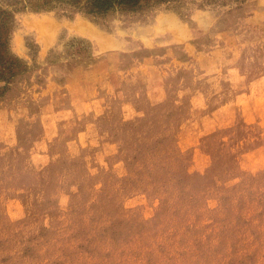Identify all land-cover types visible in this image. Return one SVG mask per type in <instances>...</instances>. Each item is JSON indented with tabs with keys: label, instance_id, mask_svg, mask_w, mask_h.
I'll return each instance as SVG.
<instances>
[{
	"label": "rangeland",
	"instance_id": "374dc122",
	"mask_svg": "<svg viewBox=\"0 0 264 264\" xmlns=\"http://www.w3.org/2000/svg\"><path fill=\"white\" fill-rule=\"evenodd\" d=\"M142 3L0 0V264H264V0Z\"/></svg>",
	"mask_w": 264,
	"mask_h": 264
},
{
	"label": "trees",
	"instance_id": "16d2710c",
	"mask_svg": "<svg viewBox=\"0 0 264 264\" xmlns=\"http://www.w3.org/2000/svg\"><path fill=\"white\" fill-rule=\"evenodd\" d=\"M64 3H68L80 10L85 11L88 14L101 16L106 14L109 10L115 7L123 11H141L144 7L143 0H58ZM147 3L149 0H144ZM156 2H168L170 0H154ZM45 4V3H44ZM6 52V42L2 40L0 35V56L1 65L5 68V71L1 70L0 79L8 83V79L13 75V70L15 67V62L9 56L7 57ZM1 89L5 91L7 89L6 85L1 86Z\"/></svg>",
	"mask_w": 264,
	"mask_h": 264
}]
</instances>
